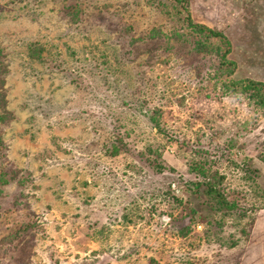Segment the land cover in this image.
Returning a JSON list of instances; mask_svg holds the SVG:
<instances>
[{
  "label": "rangeland",
  "instance_id": "1",
  "mask_svg": "<svg viewBox=\"0 0 264 264\" xmlns=\"http://www.w3.org/2000/svg\"><path fill=\"white\" fill-rule=\"evenodd\" d=\"M188 12L230 40L232 79L264 82V0ZM170 26L145 0H0V264H264V117L207 101L218 59L151 38ZM195 149L230 215L195 187Z\"/></svg>",
  "mask_w": 264,
  "mask_h": 264
},
{
  "label": "trees",
  "instance_id": "2",
  "mask_svg": "<svg viewBox=\"0 0 264 264\" xmlns=\"http://www.w3.org/2000/svg\"><path fill=\"white\" fill-rule=\"evenodd\" d=\"M145 3L161 13L164 19L171 23L170 27L175 28L169 34H164L161 30L154 29L150 32L151 38L163 37L167 38V42L178 40V38L189 39L199 47L200 51L218 59V65L215 70L217 71L215 76L219 78L215 81V85L218 87L211 85V88H209L200 85L201 90L204 91L202 96L207 101H209L208 97H211V91L217 90L220 91L221 98L224 95L232 97L247 110L251 111L254 116L264 117V82L251 78L232 79L236 66L228 58L231 53V43L223 32L216 28L195 23L188 12V0H145ZM41 52L42 48L37 44H31L28 49L29 57L35 60L40 59ZM216 115L220 116L219 113ZM225 123L227 125L230 124L227 120ZM154 126L156 129H160L157 120H154ZM112 148L111 155L114 156L118 151L115 146ZM193 152L195 159L190 161L189 172L202 179L200 182L194 183L195 187L200 189L203 196L208 199L207 206L210 211L214 213L220 212L224 216L230 215L234 209H237V206L235 201L230 199V193H226L222 185L223 176L213 170L214 166L206 151L195 149ZM0 183H5L1 173ZM27 226L17 230L14 234L6 236L3 241L19 244L21 235L27 232L28 227L37 228L38 224L31 223ZM190 230L191 227L187 226L181 230V235L186 236ZM150 264L156 263L151 259Z\"/></svg>",
  "mask_w": 264,
  "mask_h": 264
}]
</instances>
